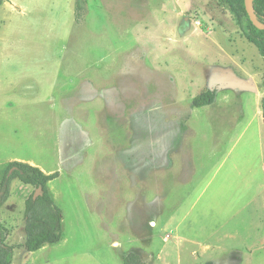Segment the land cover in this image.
Instances as JSON below:
<instances>
[{"label":"rangeland","instance_id":"1","mask_svg":"<svg viewBox=\"0 0 264 264\" xmlns=\"http://www.w3.org/2000/svg\"><path fill=\"white\" fill-rule=\"evenodd\" d=\"M31 1L1 15L0 123L15 100L25 130L0 129V148L59 174L63 239L26 251L35 189L15 180L0 208L12 264H264V61L229 6L84 0L77 20L75 0Z\"/></svg>","mask_w":264,"mask_h":264},{"label":"trees","instance_id":"2","mask_svg":"<svg viewBox=\"0 0 264 264\" xmlns=\"http://www.w3.org/2000/svg\"><path fill=\"white\" fill-rule=\"evenodd\" d=\"M237 18V24L244 38L253 44L264 61V30L256 28L246 11L245 0H223ZM84 0H75L77 20L81 18ZM255 15L259 22L264 23V0H253ZM216 92L207 91L195 96L192 108L210 106L215 102ZM262 116L264 124V99L262 100ZM59 177L58 173L47 175L42 170L29 164L12 162L3 174L0 182V208L10 197L11 185L18 180L31 186L35 191L25 202L24 211V247L33 253L45 245H53L63 239V212L55 203L49 183ZM7 229L0 223V264H12L15 247L5 243ZM123 264H146L134 252L123 255Z\"/></svg>","mask_w":264,"mask_h":264},{"label":"crops","instance_id":"3","mask_svg":"<svg viewBox=\"0 0 264 264\" xmlns=\"http://www.w3.org/2000/svg\"><path fill=\"white\" fill-rule=\"evenodd\" d=\"M6 6H11L14 8L15 11L20 10L26 14L31 10H35V9L40 8L41 5L37 1H31V0H7L3 3V5L0 6V23H3L2 19H1V15H2V12L5 11L4 9H6ZM5 25H8V24L5 23ZM7 101L9 103L8 104L9 107H7V109L5 108V115L3 116V119L0 123V129L4 130V134L6 132L5 135H13V133H15V134L17 133V131L15 129H17L18 127L20 128L21 131L25 130L24 118L21 117L18 120L15 119L14 113L13 112L10 113V110H14L13 105H15V103H14L15 100L8 99ZM17 124L19 126H16ZM12 162H20V163L29 164V165H32L34 167L39 168L42 171L44 169L43 167H41L39 164H37L33 160H28V159H25L21 156L11 155L10 152H8L6 150V148L5 149L0 148V168H2V171L5 170L6 167ZM153 254L154 253H152V255ZM219 256H220V254H219ZM141 257L144 260L143 255H141Z\"/></svg>","mask_w":264,"mask_h":264},{"label":"water","instance_id":"4","mask_svg":"<svg viewBox=\"0 0 264 264\" xmlns=\"http://www.w3.org/2000/svg\"><path fill=\"white\" fill-rule=\"evenodd\" d=\"M245 7H246V11L253 25L260 30H264V23L259 22L255 15L254 7H253V0H245ZM228 84L231 87L239 88L243 90H256V86L254 85V83L246 82L236 77L230 80Z\"/></svg>","mask_w":264,"mask_h":264}]
</instances>
